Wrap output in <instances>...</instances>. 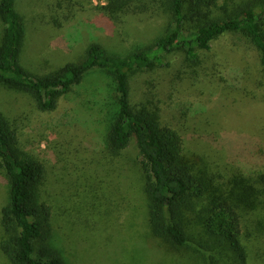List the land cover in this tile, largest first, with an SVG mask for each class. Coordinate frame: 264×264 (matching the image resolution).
Instances as JSON below:
<instances>
[{"label":"rangeland","instance_id":"rangeland-1","mask_svg":"<svg viewBox=\"0 0 264 264\" xmlns=\"http://www.w3.org/2000/svg\"><path fill=\"white\" fill-rule=\"evenodd\" d=\"M225 1L230 0L217 2L219 11ZM159 3L147 0L139 10L111 15L101 9L107 0H17L26 29L20 62L46 73L81 57L90 43L124 56L164 34L171 19ZM4 26L0 20V37ZM211 47L189 60L176 45L162 54L163 65L131 75V93L135 103L157 107L162 121L179 131L188 161L226 180L242 172L235 155L243 142L264 139L263 69L239 33L223 35ZM212 56L223 63L218 77L202 71ZM102 82L91 73L50 113L40 112L26 93L0 91L1 109L17 128L22 148L46 162L42 197L52 208V245L71 264H197L183 249L148 234L132 189L127 188L134 200L120 198L127 190L120 181L141 180L139 157L133 143L120 157L105 154V95L97 91ZM5 194L0 180V207ZM250 251L247 264H264V250L262 258ZM0 264H10L1 253Z\"/></svg>","mask_w":264,"mask_h":264},{"label":"trees","instance_id":"trees-1","mask_svg":"<svg viewBox=\"0 0 264 264\" xmlns=\"http://www.w3.org/2000/svg\"><path fill=\"white\" fill-rule=\"evenodd\" d=\"M145 1L107 0L101 9L111 15L130 13L145 7ZM218 1L159 0L171 23L157 41L124 56L110 55L99 43H90L78 59L38 74L20 62L26 29L17 0H0V20L5 24L0 91L26 93L40 112L50 113L61 97L96 71L103 80L97 91L105 95L100 110L105 154L120 157L134 144L141 180L120 181L118 186L132 189L148 234L169 248L183 249L197 264H247L251 249L260 258L264 250V139L243 142L242 152L235 155L242 172L222 180L206 166L188 161L179 131L162 121L157 107L135 103L131 93V75L163 65L162 54L176 45L195 60L199 51L211 50L214 41L229 33L248 40L264 80V0L225 1L221 11ZM209 60L202 71L218 77L223 63L216 56ZM46 178V162L22 148L18 130L0 104V180L6 185L0 253L10 264H71L51 243L52 208L42 197ZM130 196L128 189L120 192L122 199L134 200Z\"/></svg>","mask_w":264,"mask_h":264}]
</instances>
